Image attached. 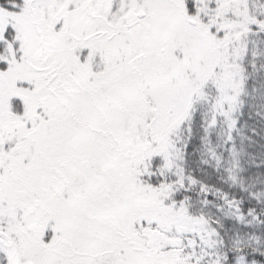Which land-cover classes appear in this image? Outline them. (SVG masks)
<instances>
[{
    "label": "snow or ice",
    "instance_id": "1",
    "mask_svg": "<svg viewBox=\"0 0 264 264\" xmlns=\"http://www.w3.org/2000/svg\"><path fill=\"white\" fill-rule=\"evenodd\" d=\"M0 264H264V0H0Z\"/></svg>",
    "mask_w": 264,
    "mask_h": 264
}]
</instances>
